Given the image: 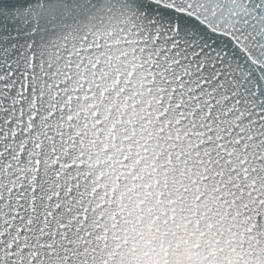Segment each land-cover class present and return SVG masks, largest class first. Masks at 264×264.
<instances>
[{
    "label": "water",
    "instance_id": "95a60500",
    "mask_svg": "<svg viewBox=\"0 0 264 264\" xmlns=\"http://www.w3.org/2000/svg\"><path fill=\"white\" fill-rule=\"evenodd\" d=\"M0 264H264V0H0Z\"/></svg>",
    "mask_w": 264,
    "mask_h": 264
}]
</instances>
